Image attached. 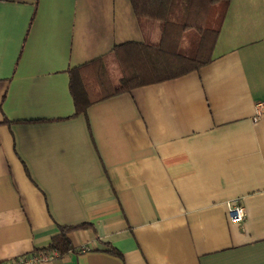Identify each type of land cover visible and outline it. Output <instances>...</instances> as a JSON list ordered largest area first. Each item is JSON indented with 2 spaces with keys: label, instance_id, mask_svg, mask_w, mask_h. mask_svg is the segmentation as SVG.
<instances>
[{
  "label": "crops",
  "instance_id": "1",
  "mask_svg": "<svg viewBox=\"0 0 264 264\" xmlns=\"http://www.w3.org/2000/svg\"><path fill=\"white\" fill-rule=\"evenodd\" d=\"M157 39L127 0H0V264L59 228L77 252L35 264H264V0L209 64L74 115L68 68Z\"/></svg>",
  "mask_w": 264,
  "mask_h": 264
},
{
  "label": "trees",
  "instance_id": "2",
  "mask_svg": "<svg viewBox=\"0 0 264 264\" xmlns=\"http://www.w3.org/2000/svg\"><path fill=\"white\" fill-rule=\"evenodd\" d=\"M135 20L158 22L154 43L128 41L111 48L116 76H110L100 57L67 69L74 115L102 100L135 88L162 83L209 64L230 0H127ZM59 228L46 247L59 258L77 252Z\"/></svg>",
  "mask_w": 264,
  "mask_h": 264
},
{
  "label": "built area",
  "instance_id": "3",
  "mask_svg": "<svg viewBox=\"0 0 264 264\" xmlns=\"http://www.w3.org/2000/svg\"><path fill=\"white\" fill-rule=\"evenodd\" d=\"M264 110V102L255 106L254 119L258 117ZM227 219L231 224H238L244 218L243 208L238 205H227L226 207ZM59 258L57 252H37L26 256L19 257L13 261H6L2 264H35L38 262H52Z\"/></svg>",
  "mask_w": 264,
  "mask_h": 264
},
{
  "label": "rangeland",
  "instance_id": "4",
  "mask_svg": "<svg viewBox=\"0 0 264 264\" xmlns=\"http://www.w3.org/2000/svg\"><path fill=\"white\" fill-rule=\"evenodd\" d=\"M107 66H108V71L110 73V76L114 78L116 76V70H115L116 65L112 61V58L111 57L108 58V64H107Z\"/></svg>",
  "mask_w": 264,
  "mask_h": 264
}]
</instances>
